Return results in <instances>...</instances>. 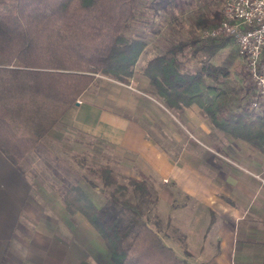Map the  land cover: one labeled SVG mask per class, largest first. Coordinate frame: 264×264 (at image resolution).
I'll use <instances>...</instances> for the list:
<instances>
[{
  "label": "trees",
  "instance_id": "trees-1",
  "mask_svg": "<svg viewBox=\"0 0 264 264\" xmlns=\"http://www.w3.org/2000/svg\"><path fill=\"white\" fill-rule=\"evenodd\" d=\"M142 1L0 0V151L10 162L21 166L30 151L40 148L41 139L96 81L95 73L127 82L137 69L148 80L150 94L169 110L195 103L214 131L264 152V116L249 108L255 84L242 66L235 69L239 54L232 37L199 33L222 21L221 12L209 4L212 0L143 4L155 15L170 14L175 20V11L186 14L185 35L155 49L132 28L145 14L138 10ZM148 24L155 29L154 22ZM227 44L233 47L215 62ZM147 49L150 56L138 66ZM190 57L201 62L192 65ZM46 160L60 179L65 209L82 213L94 226L113 264H192L163 241L156 214L151 219L154 209L143 207V202L154 205L159 199L151 176L139 171L138 177L123 176L110 159L87 166L82 157L80 168L91 176L87 184L95 186L96 179L102 184L103 201L98 203L79 178Z\"/></svg>",
  "mask_w": 264,
  "mask_h": 264
},
{
  "label": "crops",
  "instance_id": "crops-1",
  "mask_svg": "<svg viewBox=\"0 0 264 264\" xmlns=\"http://www.w3.org/2000/svg\"><path fill=\"white\" fill-rule=\"evenodd\" d=\"M132 78L145 93L112 79L88 87L41 139V152L30 151L21 166L0 151V264H113L87 218L67 212L60 179L43 160L51 143L69 153L85 149L87 138L114 151L127 174L138 170L160 184L165 231L171 230L163 241L187 262L264 264V181L254 174L264 179V152L218 136L195 103L177 112L178 121L209 144L185 139L162 116L157 103L170 110L149 93L148 80ZM37 162L44 181H37Z\"/></svg>",
  "mask_w": 264,
  "mask_h": 264
},
{
  "label": "rangeland",
  "instance_id": "rangeland-1",
  "mask_svg": "<svg viewBox=\"0 0 264 264\" xmlns=\"http://www.w3.org/2000/svg\"><path fill=\"white\" fill-rule=\"evenodd\" d=\"M147 1L148 0H146V1L143 0L141 5H139L138 10H143L145 12V14L143 17H140L137 21L136 20L133 21L132 28H133V30H135V31L137 30L139 32H142L145 35V37L147 38L148 43H149L148 48H150V49L154 48L155 49V45H159L160 48H165L171 42H173V41L177 40L179 37H182L185 35V29L187 26L186 14L184 15V14H181V13L175 11L174 14L176 15V20L173 19V17L170 14L159 13L158 15H155L151 9L143 7V4H147ZM223 2H224V0L223 1L212 0L209 4L216 11H220L221 15L223 16ZM187 8H189V6ZM144 20H146V22ZM149 22H154L155 29H152V31L149 29V26H148ZM153 30H155V32ZM232 47H233L232 44H227L226 47H224L218 53V55L215 57V62H220L221 59L226 55V53H228V51ZM149 53L150 52L148 49L145 50L144 52H142V54L138 60V66H140V64L144 63L145 60L148 59V57L150 56ZM199 58L200 57H198V58L197 57H190V58H188L187 61H188V63H190L192 65L194 63L198 64L201 62V60ZM241 66L244 68L248 78L251 80V78H250V76H249V74L245 68V63H244L243 59L239 56V58H236L235 69L239 70V68ZM136 73H139L141 75V73L139 72L138 69L135 70L133 75H135ZM235 76L239 77L240 75L236 74ZM132 77L129 78V80L127 82H122V81H118L117 79L110 78L108 76H105V75H102L99 73H95L96 81L92 84V86H96L101 79H112V80H116L118 82H121L123 84H126L129 87L133 88L134 90H138L139 92L143 91V93H145L146 91L143 90L142 83L138 82L136 79H134ZM82 97H83V93L78 98H76L75 102H81ZM156 100H158V99L156 98ZM158 101H160V100H158ZM156 106L161 110L162 116H164L170 120L172 130H176L177 132H180V134H182V136L185 139H190L192 142H195L196 144L204 145L203 143H205V142H207L209 144V139H210L209 137H207V139H205V140L203 138L202 139L198 138L200 136L194 134L193 130L189 129L188 127L184 128L183 126L180 125L178 120L181 121V119L179 118V115L177 114L178 111H172V110L167 111L163 107H161V105H159L158 103L156 104ZM158 120H160V119H158ZM157 123L159 124L160 121L159 122L157 121L156 124ZM218 136H224V135H222L221 133L218 132ZM167 139H170V138L167 137ZM81 143H83V145L86 146L85 149L81 150L79 148V149H76L72 152L69 151V153L65 152L61 149V147H60L61 143H58V142H56L54 144L51 143L50 149L45 151L43 160H44V158L49 159V162L52 165H55V162H57L59 164V166L63 167L65 170H67V172H69L71 174V176H73L75 178H79L80 184L82 185V187L84 189H86L89 192L91 197L96 202L102 203L103 196H102V191H100L101 186H102L101 182L96 179L95 180L96 184L93 187L89 186L87 184L85 179L88 177L90 178L91 176L85 169L80 168V165L82 164V162H80L79 159L84 157L86 160L87 166H99V165H102V163L104 161H106L107 159H110V161L113 162V163L111 162L110 164L116 168V170L119 172L120 175H123V176H132V175L127 174L125 172L126 170L120 166V163H118V160H117L118 156L116 155V153L114 151H111L110 148L103 147L102 144H97L94 141H89L88 138L82 140ZM204 146H206V145H204ZM54 156H57L56 161L54 160ZM30 158H28V160H30ZM37 165H38L37 167L39 169V170H37L38 171L37 172V181H38V179H39V181H44V179H43V178H45L43 176L44 172L43 171L41 172V170L44 169L43 163L37 162ZM136 171L138 173V170H136ZM62 173H64V172L62 171ZM252 173H254V172H252ZM254 174H256V173H254ZM137 177H138V175H137ZM260 177L262 178L261 175H260ZM48 181L49 180H47V182ZM262 181H264L263 178H262ZM58 185L59 184H57V187H58ZM156 186H157V189L159 190L160 184L158 182H156ZM143 207L145 209H148L149 207L154 209L153 212H150V211H148V212H150L151 219L154 217V214H156L155 219L158 220V226H159L161 235H163L164 232H171V230H169V228L167 229V231H165L166 228H165V224H164L163 216H162V212H163L162 202L157 200V202L154 205H151L148 202H143ZM175 234L177 236L179 233L176 232Z\"/></svg>",
  "mask_w": 264,
  "mask_h": 264
},
{
  "label": "built area",
  "instance_id": "built-area-1",
  "mask_svg": "<svg viewBox=\"0 0 264 264\" xmlns=\"http://www.w3.org/2000/svg\"><path fill=\"white\" fill-rule=\"evenodd\" d=\"M199 33L202 36L225 34L232 37L255 84L249 107L264 111V0H224L221 23L201 29ZM255 176L262 180L260 175Z\"/></svg>",
  "mask_w": 264,
  "mask_h": 264
}]
</instances>
